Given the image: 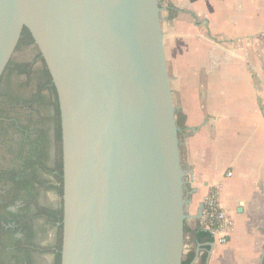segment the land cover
<instances>
[{
    "label": "water",
    "instance_id": "obj_1",
    "mask_svg": "<svg viewBox=\"0 0 264 264\" xmlns=\"http://www.w3.org/2000/svg\"><path fill=\"white\" fill-rule=\"evenodd\" d=\"M159 6L0 0V77L25 28L57 94L60 264H181L186 253L193 191L180 161ZM199 255L198 245L191 264Z\"/></svg>",
    "mask_w": 264,
    "mask_h": 264
},
{
    "label": "crops",
    "instance_id": "obj_2",
    "mask_svg": "<svg viewBox=\"0 0 264 264\" xmlns=\"http://www.w3.org/2000/svg\"><path fill=\"white\" fill-rule=\"evenodd\" d=\"M162 1L167 74L173 103L184 116L180 161L193 191L185 225L197 227L200 205L217 187L232 229L225 245L211 242L207 264H259L264 249V0ZM188 235L191 250L193 236ZM199 257L193 264H200Z\"/></svg>",
    "mask_w": 264,
    "mask_h": 264
},
{
    "label": "trees",
    "instance_id": "obj_3",
    "mask_svg": "<svg viewBox=\"0 0 264 264\" xmlns=\"http://www.w3.org/2000/svg\"><path fill=\"white\" fill-rule=\"evenodd\" d=\"M33 44L30 33L23 28L16 51ZM38 63L41 66L35 68ZM12 76L24 78L22 87L34 85L28 96L1 89L3 82L10 85ZM12 113L15 116L10 117ZM176 115L177 127L183 129L184 116L179 112ZM9 131L18 139L9 137ZM8 142L11 143L8 153L12 159L8 166L0 167V264H10L11 261L13 264H33V252H50L54 256V264H60L63 217L60 112L56 90L39 53L28 63H15L11 59L0 77V146L6 147ZM51 146L55 153L52 161L49 159ZM39 190L54 191L59 197L58 207L53 210L40 206L37 202ZM17 202V211H9L8 208ZM34 220H43L56 229L52 248H42L33 243L36 235ZM183 229L184 233L193 236L194 248L199 245L200 251L204 250L199 260L200 264H206L211 238L198 227L190 230L184 224ZM17 234H20L19 238H15ZM4 238L8 244L4 243ZM12 246L17 252L22 251V258L13 255L11 250L6 253L5 248ZM194 248L185 255L181 264H191Z\"/></svg>",
    "mask_w": 264,
    "mask_h": 264
},
{
    "label": "flooded vegetation",
    "instance_id": "obj_4",
    "mask_svg": "<svg viewBox=\"0 0 264 264\" xmlns=\"http://www.w3.org/2000/svg\"><path fill=\"white\" fill-rule=\"evenodd\" d=\"M29 47H34V45H30ZM37 49V48H36ZM36 66V65H35ZM53 139L52 137L50 138ZM54 148L51 146L49 150V159L52 161L54 159ZM8 166V165H7ZM37 202L40 206L50 209H56L59 204V197L54 191H44L39 190V194L37 197ZM19 202L15 204V206L8 208L9 211L16 212L19 208ZM7 227V226H6ZM33 228L36 232L35 238L33 243L39 247L50 249L54 246L56 241V229L47 225L43 220H34L33 221ZM20 234L15 235V238H19ZM5 244H8V241L4 238L2 239ZM11 250L13 255L19 256L22 258V251L17 252L15 246L10 248H5L6 253ZM32 260L33 264H54V256L50 252L40 253V252H33L32 253ZM6 263V260H4ZM16 262V260H15ZM14 261H11L10 264H13ZM26 263V262H21Z\"/></svg>",
    "mask_w": 264,
    "mask_h": 264
},
{
    "label": "built area",
    "instance_id": "obj_5",
    "mask_svg": "<svg viewBox=\"0 0 264 264\" xmlns=\"http://www.w3.org/2000/svg\"><path fill=\"white\" fill-rule=\"evenodd\" d=\"M201 204L198 229L209 236L214 244L225 245L230 236L232 221L219 204L218 188L211 187Z\"/></svg>",
    "mask_w": 264,
    "mask_h": 264
},
{
    "label": "rangeland",
    "instance_id": "obj_6",
    "mask_svg": "<svg viewBox=\"0 0 264 264\" xmlns=\"http://www.w3.org/2000/svg\"><path fill=\"white\" fill-rule=\"evenodd\" d=\"M158 1H159V5L163 4L162 0H158ZM159 7H161V6H159ZM162 17L164 19V13L163 12L161 13V18ZM163 19L161 20L162 32H163V26H164V20ZM37 54H38V50L36 48H34V47L21 48V49L16 51L15 55L12 57V60L15 63H28ZM40 66H41V64L38 63L35 66V68H39ZM166 67H167V62H166ZM23 81H24L23 77L12 76L10 81H9L10 85L7 86L6 82H3L2 86H1V89L2 90H4V89L7 90L8 89L9 91L17 93L19 95L28 96L30 94L31 90H33L34 85L32 84L31 86H28V87H22L21 84L23 83ZM172 101H173V98H172ZM173 105H174V103H173ZM173 107H175V105ZM13 116H15L14 113H12L10 115V117H13ZM176 118H178L177 115H176ZM10 136H13L14 140L18 139V136L14 135V133L12 131H9V137ZM9 146H11V143H9V142H8L6 147L0 146V167H6L9 164L10 159H12V156H10V154L8 153V147ZM188 236H189L188 233H184V244H185V246H186V242H187L186 238ZM189 250H190L189 248H186V251H187L186 253H188ZM184 257H185V255L183 256V258Z\"/></svg>",
    "mask_w": 264,
    "mask_h": 264
}]
</instances>
